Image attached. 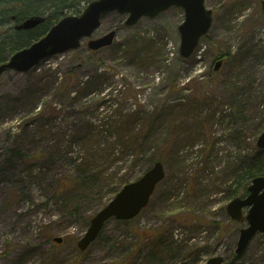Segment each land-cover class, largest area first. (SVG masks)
<instances>
[{
  "label": "rangeland",
  "instance_id": "obj_1",
  "mask_svg": "<svg viewBox=\"0 0 264 264\" xmlns=\"http://www.w3.org/2000/svg\"><path fill=\"white\" fill-rule=\"evenodd\" d=\"M205 5L211 26L186 59L179 55L184 11L172 6L130 26L111 12L92 35L115 29L108 47L91 51L84 38L26 73L0 75V264H203L214 254L227 264H264L261 232L233 257L245 222L225 209L237 159L257 155L264 122V15L260 0ZM25 128L36 137L25 138ZM75 131L83 140L72 141L71 154L99 172L94 196L78 186L54 203L26 182L15 157L4 165L15 148L54 152ZM156 155L166 174L147 206L131 220L109 219L78 254L94 205L119 180L142 175ZM47 168L53 183L68 172L57 156Z\"/></svg>",
  "mask_w": 264,
  "mask_h": 264
},
{
  "label": "water",
  "instance_id": "obj_2",
  "mask_svg": "<svg viewBox=\"0 0 264 264\" xmlns=\"http://www.w3.org/2000/svg\"><path fill=\"white\" fill-rule=\"evenodd\" d=\"M171 6L181 7L184 20L178 26L180 34L179 54L187 58L197 46L199 39L210 28L212 10L205 6V0H91L78 15H65L53 24L38 40L9 56L7 61L0 64V75L6 70L27 72L42 59L53 54L62 53L78 48L83 38L90 37L99 27L102 18L116 11L125 14V25H133L143 16L154 17ZM264 15V0L261 1ZM40 16H31L22 20L17 28L30 29L42 21ZM115 30L91 38L87 46L97 50L112 43ZM222 61L218 60L215 70ZM256 146L264 147V129L257 137ZM165 176L164 166L156 161L139 178L124 184L115 195L107 201L90 219L83 236L77 241V247L85 250L99 235L105 222L114 217L128 220L135 217L145 207L152 195L156 184ZM248 193L244 197H235L227 204V212L233 219H242V208L249 206L245 219L247 226L240 229L235 252H241L256 231L264 233V175L255 177L249 184ZM61 242V237H54ZM204 264H225L224 258L215 255Z\"/></svg>",
  "mask_w": 264,
  "mask_h": 264
},
{
  "label": "trees",
  "instance_id": "obj_3",
  "mask_svg": "<svg viewBox=\"0 0 264 264\" xmlns=\"http://www.w3.org/2000/svg\"><path fill=\"white\" fill-rule=\"evenodd\" d=\"M89 1L90 0H0V29H3L2 35L0 36V64L5 62L8 56L13 52L37 40L52 24L57 22V20L64 15L80 13L83 6ZM31 16H40L43 19L38 25L30 29L17 28V25L22 20ZM222 57H224V55L220 56V58ZM96 70L97 69H95V72L98 79L105 80L106 82L105 74L107 72L101 69L99 72ZM96 76L95 80L97 79ZM70 81V78L65 79V84H68ZM101 83L103 82L101 81L100 84ZM62 84H64V82ZM125 118L128 117L125 116ZM263 128L264 122L259 127L258 132L260 133ZM24 131L22 135L27 139L32 135L35 136L28 128H25ZM82 140L83 136H79L78 132L75 131L71 139L69 137H64L61 141H58L54 152L48 151L46 147L41 149L37 148L33 152H30L29 149L22 150L15 148L10 152L11 157L4 160V165L10 166L13 160L12 157H15L22 166V172L26 174L24 175L26 182H34V184L42 189L46 196L52 199L54 203L66 199L65 197L78 186L86 192L92 191L94 196L96 193L94 185L96 184L99 172L94 169H87L89 168L87 161L83 160L77 153L76 156L71 154L72 141L78 142ZM14 153H16L18 157ZM56 156L62 165L64 167L66 166L65 170H68V172L61 173L53 183L49 180H45V177L49 170L47 167L49 164H53ZM155 157L156 158L151 159L150 162H152V160L153 162L160 160L162 156L156 155ZM237 164L238 166L237 170L234 172V179L227 189L228 198L244 196L247 192V185L251 179L256 176L264 175V148H257V155L251 159L243 155L241 158L237 159ZM128 181L129 180L123 181L122 179L119 180V183L112 185L106 197L103 200L100 198L99 203L94 205L93 212L104 205L106 201ZM46 204L47 203H43L42 205L46 207ZM76 213L77 211H75V214ZM91 216L92 215H88L86 217L87 223ZM184 221H186V219ZM78 254H82V252L78 250ZM233 257H238V255L233 253Z\"/></svg>",
  "mask_w": 264,
  "mask_h": 264
}]
</instances>
